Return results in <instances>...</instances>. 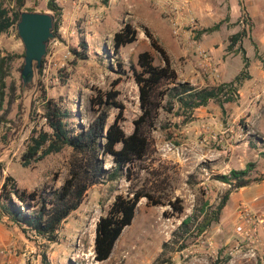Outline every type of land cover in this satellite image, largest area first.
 <instances>
[{"label": "rangeland", "instance_id": "rangeland-1", "mask_svg": "<svg viewBox=\"0 0 264 264\" xmlns=\"http://www.w3.org/2000/svg\"><path fill=\"white\" fill-rule=\"evenodd\" d=\"M48 1L27 0L25 7L33 6L42 11L47 8ZM131 1L112 0L110 3L111 0H100L99 5L104 8L103 19L89 29L88 37L80 31L76 34L67 32V29L60 26L55 38L50 40L44 56L49 64L48 69L45 73L43 69L36 72L29 88L23 87L21 72L24 45L18 30L11 28L0 35L2 54L16 55L11 62L8 81H16L23 93L9 115L12 122L0 128V190L7 175L14 176L18 185L28 190L60 187L69 176L71 162L76 155L70 146L29 166L22 163V155L34 124L43 122L39 83L46 88L49 97L62 99V104L72 110L75 122L84 126H88L104 112L107 115V125L115 120L121 112L118 107L98 104L93 100L102 92L118 90L117 100L124 106L120 125L127 133L133 131L134 120L141 113V108L139 87L131 66H137L139 53L146 50L152 52L156 64H163L145 29L164 48V43L168 45L170 41L178 40L162 10L159 11L167 28L166 34L161 35L150 19L135 18L132 13L127 12L126 8L129 10L132 7L129 5ZM145 1L151 8H157L150 0ZM184 1L180 0L181 3ZM188 1L192 4L201 29L224 17L231 5V0H197L203 5H210V8L201 10ZM237 1L242 12L241 4L245 0ZM0 3L9 7L16 6V0H0ZM252 9L256 15L263 13V1L254 2ZM124 22L133 23L139 37L136 42L122 47L117 53L113 46V35ZM183 22H187L185 17ZM184 29L189 31L188 26ZM228 32L225 29L215 31L213 34L202 35L200 39L197 34L194 36L208 51L215 66L218 65L204 42L207 38L214 37L219 44L226 45L229 43ZM188 41L190 39L187 36L182 43L178 42L181 46L188 47L186 53L171 46V52L165 48L178 72L179 80L191 78L187 63L194 65L197 70L202 69L203 78L220 79L219 71L218 77L209 76L201 63L197 48L188 45ZM83 42L88 45L87 57L76 60L73 49L82 50ZM246 48L251 58V68L255 72L254 47L246 43ZM224 54L230 56L226 66V78H230L239 73L244 62L240 54L234 57L227 47ZM75 60L76 64L73 63ZM177 107L176 104L173 112L164 108L160 110L156 129L153 130L151 150L145 159L133 166L131 182L122 174L117 179L104 178L92 185L78 209L62 224L58 241L49 245L43 238H27L17 228L5 223L12 240L0 241L1 260L4 259L6 264H9V260H12L10 264H46L43 257L46 254L48 264H213L218 259L221 264H264V236L263 245L256 256L247 255L245 247L235 250L239 238L235 230L239 205L242 202L250 205L259 190L264 196V131L254 128L258 126L254 121L249 123L247 117L239 115L236 102L227 103L226 112L218 104L211 102L198 109L186 123L183 122L184 115L177 113ZM258 152L259 157H256ZM101 158L105 161V168L113 165L111 155H101ZM250 162L254 163L250 176H262V179L247 186L245 192L235 190L223 209L219 222L213 223L201 235H194L181 227L182 222L193 215L194 219L187 226L193 230L197 221L219 204L230 185L217 179V174L244 169ZM133 187L148 190L166 201L180 200L179 204L185 210L180 213L170 204L151 205L147 203V198H142L132 224L124 229L111 257L102 262L96 261V223L107 213L118 194H126ZM4 239L1 235L0 240ZM10 245L14 246L12 253H1ZM214 250L216 253H213ZM228 256L229 259L224 261Z\"/></svg>", "mask_w": 264, "mask_h": 264}, {"label": "trees", "instance_id": "trees-1", "mask_svg": "<svg viewBox=\"0 0 264 264\" xmlns=\"http://www.w3.org/2000/svg\"><path fill=\"white\" fill-rule=\"evenodd\" d=\"M26 2L27 0H16L15 7L0 3V35L11 28L17 29L21 11H40L33 6L25 7ZM22 5L24 8L21 7ZM241 6L244 9L242 4ZM46 9L51 10L55 15L56 35L61 21L62 7L56 0H49ZM242 16L246 20L247 15L244 12ZM229 20L230 14L227 13L213 25L198 30L197 37L200 39L205 33L220 30ZM249 27L251 29L252 24ZM145 32L151 40L152 47L159 52L163 64H156L152 52L146 50L139 53L137 66H131L139 87L141 108V113L134 120V129L131 133H127L120 125L124 106L117 100L118 90L102 92L93 100L98 104L118 107L121 112L115 120L107 125V115L104 112L88 126H84L75 122L72 110L62 104V99L56 100L49 97L46 88L39 83L43 122H37L31 130L22 155L23 165L29 166L50 154L62 151L66 146L72 147L76 155L71 162L69 176L60 187L54 189L28 190L21 188L14 176L5 177L0 190V219H4L8 226L17 228L27 238L34 236L43 238L47 245L58 241V232L62 224L73 211L78 209L92 185L101 182L104 178L117 179L122 174L128 181L133 180V166L145 159L151 150L153 130L156 129L162 108L173 112L177 104V113L184 115L183 122L186 123L192 119L198 108L208 106L211 101L226 112V103L239 99V86L245 79L251 77L248 70L249 57L242 44L243 38L248 35L246 28L230 35L227 46L228 52L241 54L244 62L242 70L231 81L205 87H199L189 81H180L166 49L158 43L148 29H145ZM138 37L137 28L130 22H124L113 35L115 52L118 53L122 47L136 42ZM81 46L82 50L73 49L76 60L87 57V43L83 42ZM255 47L257 49V45ZM256 55L261 58L258 49ZM15 56L14 54L3 55L0 51V128L12 122L9 115L14 104L23 94L22 87L16 81H8L12 68L11 62ZM76 60L73 63L76 64ZM39 71H42V68ZM101 155L112 156L113 165L110 168L104 167L105 161ZM253 166L254 163L250 162L244 169H232L228 174H217V179L230 185L219 204L207 211L203 218L197 221L193 230L187 227L194 219L193 215L186 218L181 227L189 233L201 235L213 223L219 222L231 194L237 189L262 179V176L259 178L250 176ZM131 189L126 194H118L107 213L102 215L96 223L94 239L96 261L102 262L111 257L124 229L132 224L142 198H147V203L151 205L170 204L180 213L185 210L184 206L179 204L180 200L179 202L166 201L148 190L134 187ZM43 257L48 264L46 254ZM228 259L229 256L224 261ZM213 264H221V260L218 259Z\"/></svg>", "mask_w": 264, "mask_h": 264}, {"label": "crops", "instance_id": "crops-1", "mask_svg": "<svg viewBox=\"0 0 264 264\" xmlns=\"http://www.w3.org/2000/svg\"><path fill=\"white\" fill-rule=\"evenodd\" d=\"M150 1L152 2V0ZM190 1L194 3V6L197 9L206 10V8L208 7L210 8L209 4L203 5L199 3L197 0H195L194 2L193 0H190ZM258 1L260 0L243 1L244 9L241 12V8H240L238 1L231 0V3H230L231 5L228 6V9H229L228 13L230 14V20L229 22L225 23L221 27V29L218 30V32L225 29L229 31L228 35L230 36L234 33H237L242 28H246L248 31V35L243 38L242 44L244 48L246 49V51H247L246 43H250L254 47V57L256 59V71L254 72L252 70L251 64H250L248 70H249V74L251 75V77L245 79L239 86V90H238L239 99L235 102L238 105L239 115H243L244 117H247V120L249 121V123H252L254 121L258 125L257 127H254V128L258 129L259 131H264V12L260 13V15H256V13L252 9L254 2H258ZM261 1H263V4H264V0H261ZM110 3H112V0ZM129 5H131L132 7L129 10L128 8H126L127 12L132 13L135 18L150 19V21L153 22V26H155V29L159 32V34L161 35L166 34L167 25L164 21L165 20L164 17L161 15L159 11L161 10V8L157 4L152 2V5L157 7L156 9L151 8L148 5L147 1L145 0H138V1L132 0L131 3H129ZM43 10L47 12L50 11L48 9H43ZM243 12L247 15V18H245L246 20H244L242 16ZM74 15H75L74 9L71 6H67L63 12V18H62V22L64 23V26L67 27V29H70V30L73 29L72 26L74 22ZM250 24H252L251 29L249 27ZM211 25L208 24L206 25V27L211 26ZM157 31H156V34H157ZM214 32L205 33V34L209 35V34H213ZM204 43L210 49L211 54L215 62L218 65L217 69L220 73L221 78L220 79H214V78L209 79L207 77L203 78L201 76L202 69L197 70L194 65L187 63L186 67L190 70L191 78L189 80L185 79L184 81L187 80L191 82L192 84L197 85L199 87H205V86H213L221 82L233 80L238 73L234 76H231L230 78H226L227 60H230L229 59L230 56L225 55L224 51L229 43H227L226 45H224L223 43L219 44L218 39L214 37L211 39L207 38L206 42ZM255 45H257L258 53L261 56V58L258 57V55H256L257 49ZM164 46L169 52L173 50L171 47L178 48L183 53H186V51L189 50L188 47L181 46L176 40L170 41L168 45L164 43ZM233 55L235 57L239 54L233 53ZM250 59L251 58L249 57V61ZM259 152L257 153L256 157H259ZM240 189H241L240 191L245 192L247 189V186L242 187ZM263 197H264L263 192L259 190L258 195L253 197V200L250 201L251 207L258 212L264 211ZM0 234L5 237L4 240H0L1 242H5V241L9 242L10 240H12L11 236L9 235V229L5 226L4 219L3 220L0 219ZM262 236H264V229L262 230ZM11 261L12 260H9L8 263L10 264ZM0 262H1L0 264H6L5 260L4 259L1 260V258H0Z\"/></svg>", "mask_w": 264, "mask_h": 264}, {"label": "built area", "instance_id": "built-area-1", "mask_svg": "<svg viewBox=\"0 0 264 264\" xmlns=\"http://www.w3.org/2000/svg\"><path fill=\"white\" fill-rule=\"evenodd\" d=\"M57 3L62 7V16L59 27L67 29L62 22L63 12L67 6H71L74 11V22L73 29H67V32L73 34L79 31L86 37L89 36V29L98 25L102 22L104 8L101 7L100 0H56ZM157 4L162 12L165 14L168 21L171 23L172 32L179 43H182L185 37H189L188 45L197 48L198 53L202 60V65L209 74V76H219L217 66H215L211 60L208 51L202 47L198 42L195 35L198 30H201L197 18L194 14L192 4L185 0H152ZM96 4V5H95ZM183 17L187 19V22H183ZM188 26L189 31L185 30L184 27ZM48 63L43 61L42 69L44 73L48 69ZM64 65V64H62ZM238 222L236 223V233L239 238L237 240V246L235 250H240L245 247L246 254L256 256L263 245L262 230L264 229V211H256L249 204L242 202L238 207ZM14 246L10 245L4 248L1 253L8 254L12 253ZM213 253H216L214 250ZM230 253H233L232 251Z\"/></svg>", "mask_w": 264, "mask_h": 264}, {"label": "water", "instance_id": "water-1", "mask_svg": "<svg viewBox=\"0 0 264 264\" xmlns=\"http://www.w3.org/2000/svg\"><path fill=\"white\" fill-rule=\"evenodd\" d=\"M17 30L24 45L23 87L29 88L42 68L50 40L55 38V15L47 11H21Z\"/></svg>", "mask_w": 264, "mask_h": 264}]
</instances>
